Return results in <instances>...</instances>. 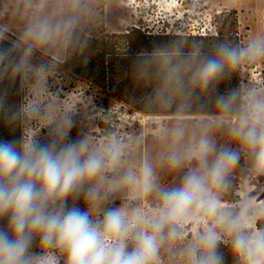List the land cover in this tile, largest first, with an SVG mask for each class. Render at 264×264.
<instances>
[{
    "label": "clouds",
    "instance_id": "1",
    "mask_svg": "<svg viewBox=\"0 0 264 264\" xmlns=\"http://www.w3.org/2000/svg\"><path fill=\"white\" fill-rule=\"evenodd\" d=\"M91 13V0H58L53 15L28 25L25 58L67 41ZM7 55L0 50V62ZM157 55L154 102L183 113L193 92L211 93L242 65L264 61V32L243 44L217 40L207 53ZM215 107L190 132L182 122L167 131L155 160L132 161L115 137L98 146L71 139L70 116L47 140L34 132L0 139V264H164L165 254L176 264H264V203L226 198L238 170L264 177V90L217 92ZM160 168L175 179L162 180Z\"/></svg>",
    "mask_w": 264,
    "mask_h": 264
},
{
    "label": "rangeland",
    "instance_id": "2",
    "mask_svg": "<svg viewBox=\"0 0 264 264\" xmlns=\"http://www.w3.org/2000/svg\"><path fill=\"white\" fill-rule=\"evenodd\" d=\"M57 3L58 0H0V24L29 47L30 42L24 38L28 25L37 17L53 15ZM157 5L152 11L147 0H91V15L82 18L76 27L90 34H97L102 24L109 32L119 33H124L134 24L145 26L152 34L166 29L195 34L211 33L214 31L213 15L228 9L238 11L242 31L246 34L245 42L264 32V0H160ZM101 11L104 16L100 15ZM64 51L65 40L60 39L34 47L24 59V133L34 132L42 140L50 139L51 127L65 116H70L73 120L71 139L87 137L98 146L109 137H115L125 145L132 161L144 156L155 160L168 141L165 133L177 123L182 122L190 132L200 122L212 118L126 115L121 114L118 105L110 109L97 105L91 97L84 95L81 84L72 92H60L56 78L52 85L48 83L50 71L45 60L48 57L62 58ZM242 76L243 91L249 87L264 90V61L243 65ZM29 105L38 107L39 112L32 114L25 111ZM217 140L219 143L226 142L223 131L217 133ZM160 175L164 181L175 179L165 168H160ZM245 194H254L259 202L264 203V177L253 178L238 170L234 176L233 190L226 198L234 201ZM163 261L164 264H176L167 254Z\"/></svg>",
    "mask_w": 264,
    "mask_h": 264
},
{
    "label": "trees",
    "instance_id": "3",
    "mask_svg": "<svg viewBox=\"0 0 264 264\" xmlns=\"http://www.w3.org/2000/svg\"><path fill=\"white\" fill-rule=\"evenodd\" d=\"M100 15L104 16L103 11ZM213 25L211 33L166 29L156 35H148L134 27L128 29V33H119L109 32L102 24L97 34L75 27L65 41L63 57L45 60L50 71L48 83L52 85L56 78L60 92H72L81 84L84 95L91 97L97 105L105 109L118 105L121 114L126 115L214 116L217 92L243 91V65L232 79L215 91L193 92L189 107L183 113L177 111L176 104L161 108L154 102L155 89L161 81L157 53L179 49L187 56L197 49L202 53L211 51L217 40L245 43L246 34L242 31L238 11L225 9L214 14ZM0 33V50L8 52L0 62V139L12 140L24 133V77L23 69L17 71L16 66L24 63L28 46L1 24ZM10 117L14 119L10 120Z\"/></svg>",
    "mask_w": 264,
    "mask_h": 264
},
{
    "label": "built area",
    "instance_id": "4",
    "mask_svg": "<svg viewBox=\"0 0 264 264\" xmlns=\"http://www.w3.org/2000/svg\"><path fill=\"white\" fill-rule=\"evenodd\" d=\"M157 1H160V0H147V2H148V4H149V9L150 10H154V9H156L157 7H158V5H157ZM152 2V3H151ZM139 28V29H142V31H144L146 34H148V35H156V34H152L150 31H147L146 30V28H145V26H139V25H132V27L131 28ZM126 33H128V29L125 31ZM159 32H157V34H158Z\"/></svg>",
    "mask_w": 264,
    "mask_h": 264
},
{
    "label": "water",
    "instance_id": "5",
    "mask_svg": "<svg viewBox=\"0 0 264 264\" xmlns=\"http://www.w3.org/2000/svg\"><path fill=\"white\" fill-rule=\"evenodd\" d=\"M149 117V116H148ZM165 118H184V117H196V116H163ZM204 117H213V116H204Z\"/></svg>",
    "mask_w": 264,
    "mask_h": 264
},
{
    "label": "bare ground",
    "instance_id": "6",
    "mask_svg": "<svg viewBox=\"0 0 264 264\" xmlns=\"http://www.w3.org/2000/svg\"><path fill=\"white\" fill-rule=\"evenodd\" d=\"M259 201V200H258Z\"/></svg>",
    "mask_w": 264,
    "mask_h": 264
}]
</instances>
